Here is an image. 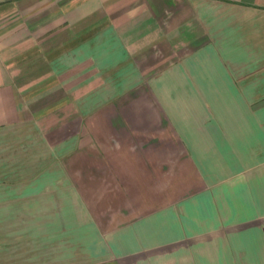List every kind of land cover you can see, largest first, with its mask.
Here are the masks:
<instances>
[{"label": "crops", "instance_id": "1", "mask_svg": "<svg viewBox=\"0 0 264 264\" xmlns=\"http://www.w3.org/2000/svg\"><path fill=\"white\" fill-rule=\"evenodd\" d=\"M0 264H264V0H0Z\"/></svg>", "mask_w": 264, "mask_h": 264}]
</instances>
